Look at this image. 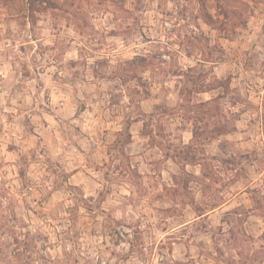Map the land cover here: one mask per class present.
<instances>
[{
	"label": "rangeland",
	"instance_id": "374dc122",
	"mask_svg": "<svg viewBox=\"0 0 264 264\" xmlns=\"http://www.w3.org/2000/svg\"><path fill=\"white\" fill-rule=\"evenodd\" d=\"M0 264H264V0H0Z\"/></svg>",
	"mask_w": 264,
	"mask_h": 264
},
{
	"label": "built area",
	"instance_id": "2783aa9c",
	"mask_svg": "<svg viewBox=\"0 0 264 264\" xmlns=\"http://www.w3.org/2000/svg\"><path fill=\"white\" fill-rule=\"evenodd\" d=\"M117 237L120 241V246H126L128 247L130 245V240H128V237H131L132 234L129 233V231L125 228V227H118V231H117Z\"/></svg>",
	"mask_w": 264,
	"mask_h": 264
},
{
	"label": "crops",
	"instance_id": "0c3cea01",
	"mask_svg": "<svg viewBox=\"0 0 264 264\" xmlns=\"http://www.w3.org/2000/svg\"><path fill=\"white\" fill-rule=\"evenodd\" d=\"M3 76H5V75H3ZM216 211L217 210H215V213H216ZM187 225V224H186ZM179 228H174V230L173 231H177ZM188 240H184V241H180V240H173V243L174 244H176V245H183V246H185V248H188V247H190V246H192V244H194V243H190V245H189V242H187ZM174 257H176L175 255H174Z\"/></svg>",
	"mask_w": 264,
	"mask_h": 264
},
{
	"label": "trees",
	"instance_id": "16d2710c",
	"mask_svg": "<svg viewBox=\"0 0 264 264\" xmlns=\"http://www.w3.org/2000/svg\"><path fill=\"white\" fill-rule=\"evenodd\" d=\"M31 3L34 1V0H29Z\"/></svg>",
	"mask_w": 264,
	"mask_h": 264
}]
</instances>
